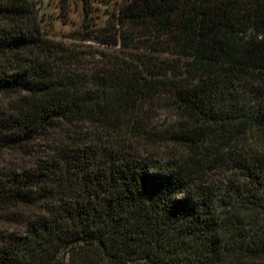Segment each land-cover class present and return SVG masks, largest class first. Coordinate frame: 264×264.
Instances as JSON below:
<instances>
[{
  "label": "trees",
  "instance_id": "1",
  "mask_svg": "<svg viewBox=\"0 0 264 264\" xmlns=\"http://www.w3.org/2000/svg\"><path fill=\"white\" fill-rule=\"evenodd\" d=\"M91 31L57 48L0 0V264H264V0H126Z\"/></svg>",
  "mask_w": 264,
  "mask_h": 264
},
{
  "label": "rangeland",
  "instance_id": "2",
  "mask_svg": "<svg viewBox=\"0 0 264 264\" xmlns=\"http://www.w3.org/2000/svg\"><path fill=\"white\" fill-rule=\"evenodd\" d=\"M126 0H32L43 37L57 45L83 52L102 48L93 41V30L103 26ZM86 7V10H85ZM88 58V57H87ZM155 124L173 123L172 113L155 109ZM227 175L213 171L211 180L224 185Z\"/></svg>",
  "mask_w": 264,
  "mask_h": 264
}]
</instances>
